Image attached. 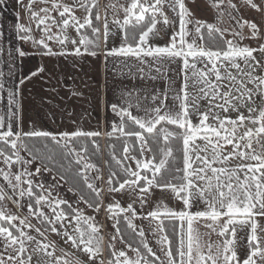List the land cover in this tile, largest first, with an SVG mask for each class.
<instances>
[{
    "label": "snow or ice",
    "instance_id": "1",
    "mask_svg": "<svg viewBox=\"0 0 264 264\" xmlns=\"http://www.w3.org/2000/svg\"><path fill=\"white\" fill-rule=\"evenodd\" d=\"M16 5L31 51L0 31V264H264V0ZM29 55L58 61L56 130L24 118L21 86L47 71L17 76ZM86 57L139 82L91 129L69 103Z\"/></svg>",
    "mask_w": 264,
    "mask_h": 264
},
{
    "label": "crops",
    "instance_id": "2",
    "mask_svg": "<svg viewBox=\"0 0 264 264\" xmlns=\"http://www.w3.org/2000/svg\"><path fill=\"white\" fill-rule=\"evenodd\" d=\"M104 2L105 0H101L102 4ZM18 10L16 0H7V3L0 7V31L4 34L2 42L6 48L9 46L20 45L24 47L25 50L31 51V48L28 45H23L22 42L15 39L13 25L16 22L15 13ZM199 15H201L202 18H210L207 13H199ZM163 42V40L160 41V43ZM5 58V56L0 55V61H3ZM57 63L58 61L55 58H41L38 55H29L24 58L23 63L15 70L17 76H19L21 74L29 75L41 65L46 67L47 71L42 74L43 78L34 77L30 81H26L25 84L21 86V92L22 99L24 97V90L27 92L28 120L35 122L37 126L49 130H56L61 119V109L65 107L63 101L54 97L50 92L45 91L48 87L46 83L47 75L49 72H52L53 74L56 73ZM59 63L63 62L61 61ZM81 63L82 70H77L78 79L75 81V85L84 91V97L82 99H74L69 103L76 109L78 118L81 115L83 116V127L87 129L94 128L97 125L103 127L105 120L111 121L113 118L107 105L118 101L122 88H125V86L130 88L133 84L139 82L127 79L122 80L121 77L110 70L111 66L109 67V71L105 72L102 58L93 59L92 57H86ZM65 68H67V65H65L64 70ZM0 69L4 70L6 73L8 71L3 63H0ZM93 70L97 85H95L96 82L93 79L90 80L89 77L91 75L90 72L93 73ZM63 74L64 77H66L65 73ZM68 78L71 79L70 76H68ZM66 82H68V79L64 78V83ZM70 83L73 85V81ZM91 84L96 86L95 96L86 94L89 92V85ZM60 94L65 97L68 95L63 89ZM47 100H51L52 103H46ZM57 104L59 105V108L54 106ZM49 113L54 114L56 123H53L52 117L49 116ZM67 126H69V124L65 115V123L61 125V128Z\"/></svg>",
    "mask_w": 264,
    "mask_h": 264
},
{
    "label": "rangeland",
    "instance_id": "3",
    "mask_svg": "<svg viewBox=\"0 0 264 264\" xmlns=\"http://www.w3.org/2000/svg\"><path fill=\"white\" fill-rule=\"evenodd\" d=\"M19 11H21V15H23V10L22 9H19ZM94 69V68H93ZM65 72V75H66V79H68V82H66V83H64V85H62V89H63V91L64 92H67L66 91V89L68 88V86H70V85H72L70 82H72L71 81V79H69L68 78V76H69V69L68 68H65V70H64ZM90 71H91V69H90ZM89 74V73H88ZM90 80H94L96 83H95V85H97V81H96V79L94 78V70H93V73H91L90 72ZM22 75H24V76H28V74H22ZM94 84H91V85H89V92L88 93H86V94H89L90 96H95L94 94H95V91H96V86H95ZM87 89H88V87H87ZM23 107H24V118H25V120H28V113H27V109H28V107H27V105H28V100H27V92L24 90V94H23ZM83 122V121H82ZM102 146L104 145V141L102 140ZM105 160V156H103V158H102V164H103V161ZM160 195V193H159V190L157 191V196H159ZM124 201H125V203H127L128 202V197L127 196H125L124 197ZM166 202H168V203H172V201L170 200V199H168V200H166ZM145 211H147V209H145ZM103 216H104V213L103 212H101L100 213V216L98 217V219H102L103 218ZM149 239H151V238H149ZM117 247L118 248H120V247H123L122 245H120V244H117Z\"/></svg>",
    "mask_w": 264,
    "mask_h": 264
},
{
    "label": "trees",
    "instance_id": "4",
    "mask_svg": "<svg viewBox=\"0 0 264 264\" xmlns=\"http://www.w3.org/2000/svg\"><path fill=\"white\" fill-rule=\"evenodd\" d=\"M102 143H103V142L101 141V145H102ZM104 143H105V142H104ZM102 147H103V146H102ZM104 152H105V155H104V156H105V160H106V159H108V157H107V150L104 149ZM102 158H103V157H102ZM102 158H101V161H100L101 165H102ZM105 171H106V170H105Z\"/></svg>",
    "mask_w": 264,
    "mask_h": 264
}]
</instances>
